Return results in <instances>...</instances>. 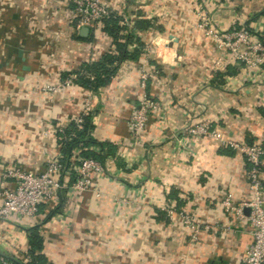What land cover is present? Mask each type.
<instances>
[{
  "label": "crops",
  "instance_id": "1",
  "mask_svg": "<svg viewBox=\"0 0 264 264\" xmlns=\"http://www.w3.org/2000/svg\"><path fill=\"white\" fill-rule=\"evenodd\" d=\"M101 1L124 27L118 40L142 45L89 92L88 136L112 147L107 176L96 181L98 195L70 199L62 190L33 219H0V258L27 262V229L37 226L48 264H236L251 236L220 202L247 200V165L228 143H264V62L258 70L230 59L215 66V45L193 15L200 5L216 28L244 27L264 45V0ZM111 41L103 30L79 37L61 0H0V164L41 172L60 157L57 129L80 114L88 91L71 82L44 98L37 88L114 53ZM141 92L156 107L131 142L127 119ZM201 123L208 134H191ZM121 196L130 203L116 207Z\"/></svg>",
  "mask_w": 264,
  "mask_h": 264
},
{
  "label": "built area",
  "instance_id": "2",
  "mask_svg": "<svg viewBox=\"0 0 264 264\" xmlns=\"http://www.w3.org/2000/svg\"><path fill=\"white\" fill-rule=\"evenodd\" d=\"M69 9L73 27L78 29L85 26L92 32L99 33L103 30V21L111 16L110 11L101 0H61ZM194 27L210 40L218 50L214 60L215 66L221 64L223 59L243 63L247 70H258L264 62V45L258 38L251 36L244 28L220 30L213 26L210 18L199 5L194 12ZM122 25V24H120ZM144 52V48L141 53ZM147 51L145 50L144 55ZM148 76V69L143 61L140 68V88L142 89ZM73 76L59 80L57 86H68ZM87 91V90H86ZM89 93V91H88ZM82 102V109L72 122L77 130L83 125V118L91 109V98ZM156 107V103L141 92L137 108L130 114L128 120L129 138L136 142L146 121L148 113ZM207 124L201 123L189 131L198 137L208 134ZM57 133L63 134V128H58ZM212 136L217 134L211 133ZM235 149L248 164L246 170L248 197L245 202L233 204L229 196H225L220 205L226 213L232 214L238 222H245L249 229L251 240L236 264H264V189L260 177L264 170L263 149L260 142L228 143ZM77 150L73 151V160L64 166L59 157L50 160L41 172H31L17 166L0 164V219L5 220L14 216L18 220L33 219L40 206H53L58 199V194L64 191L65 197L73 199L78 192L89 190L95 195L100 192L96 181L107 176L103 164L90 157H78ZM76 163L74 164V162ZM95 182V183H94ZM128 198L121 196L115 198L116 207H124L130 203ZM248 208L244 215L243 209ZM170 216L171 211L165 210ZM185 226L193 228L190 217L178 214ZM28 261H29V257ZM0 264H15L0 258Z\"/></svg>",
  "mask_w": 264,
  "mask_h": 264
},
{
  "label": "trees",
  "instance_id": "3",
  "mask_svg": "<svg viewBox=\"0 0 264 264\" xmlns=\"http://www.w3.org/2000/svg\"><path fill=\"white\" fill-rule=\"evenodd\" d=\"M116 22L117 19L113 16L103 21V31L111 38V42L114 46V53H105L96 62L82 64L78 71L72 74L73 78L71 82L84 90L95 92L100 86L108 83L120 62L136 59L138 53H140L142 45L131 36L125 35L122 41L118 40L115 31H118L119 27L116 26ZM136 26L138 28H143L144 25H138L136 22ZM145 27L148 26L145 25ZM67 77L66 75L62 76L60 80ZM89 118L90 116H85L83 118V125L80 130H77L73 122L70 121L63 128V134L61 136L57 133L60 148L59 161L64 166H68L70 161L73 160L74 157L72 155L74 150L78 151L76 154L78 157H90L101 164H104L106 157L112 152V147H110L108 143L96 142L88 136V131L90 129ZM261 146L263 149L261 157L264 158V143H261ZM95 147L98 149L96 152L94 150ZM246 165L248 169V164L246 163ZM41 242L42 239L38 235L37 226L28 228L27 243L29 261L24 264H48L43 256L38 253L41 249Z\"/></svg>",
  "mask_w": 264,
  "mask_h": 264
},
{
  "label": "rangeland",
  "instance_id": "4",
  "mask_svg": "<svg viewBox=\"0 0 264 264\" xmlns=\"http://www.w3.org/2000/svg\"><path fill=\"white\" fill-rule=\"evenodd\" d=\"M119 28H120V30L122 31V29L121 28H124V27H120L119 26ZM119 30V29H118ZM120 33V32H119ZM119 37V36H118ZM151 49V54L153 53V54H157L156 52H154L155 50H152V48H150ZM155 49H156V47H155ZM217 53H218V50H216V55H215V57H214V59L216 58V56H217ZM213 59V60H214ZM214 62V61H213ZM57 84H58V81H56V82H53V83H45V84H42V85H40L38 88H37V93L38 94H40V95H42L44 98L46 97V98H49V97H51L52 95H54V94H56V92H58L61 88H63V87H66V86H61V87H58L57 86ZM88 95L90 96V98H91V102L94 100V96L93 95H91V93H88ZM85 99H88V97H87V94H84V97L83 98H81V100H82V102L85 100ZM91 109H92V106H91ZM91 109H90V112H89V114L87 115V116H89V115H91ZM130 116V115H129ZM128 120H129V117H128V119H127V122H128ZM245 176H246V174H245ZM260 177L262 178V180H261V184H262V189H264V170L263 171H261V174H260ZM246 182H248L247 181V178H246ZM248 185V184H247ZM247 196H248V187H247ZM246 201V200H245ZM245 201H241V202H245ZM241 202H238V203H235V204H239V203H241ZM234 204V203H233ZM234 204V205H235ZM234 217V216H233ZM235 218V217H234ZM248 228V227H247ZM248 232H249V229H248Z\"/></svg>",
  "mask_w": 264,
  "mask_h": 264
},
{
  "label": "water",
  "instance_id": "5",
  "mask_svg": "<svg viewBox=\"0 0 264 264\" xmlns=\"http://www.w3.org/2000/svg\"><path fill=\"white\" fill-rule=\"evenodd\" d=\"M88 32H89V30L85 26H81V27L78 28V36L81 37V38L86 37L87 34H88ZM248 211H249L248 208H244L243 209L244 215H247L248 214Z\"/></svg>",
  "mask_w": 264,
  "mask_h": 264
}]
</instances>
